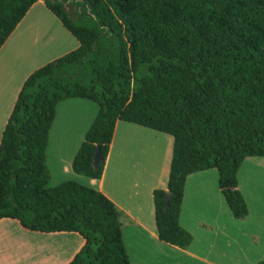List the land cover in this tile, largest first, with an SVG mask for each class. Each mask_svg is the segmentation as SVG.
I'll return each instance as SVG.
<instances>
[{
  "label": "trees",
  "instance_id": "trees-1",
  "mask_svg": "<svg viewBox=\"0 0 264 264\" xmlns=\"http://www.w3.org/2000/svg\"><path fill=\"white\" fill-rule=\"evenodd\" d=\"M36 1L0 0V48ZM44 3L78 46L33 70L18 92L0 138V220L78 233L84 243L67 264H131L127 215L112 200L74 180L47 186L49 130L69 98L98 106L71 163L77 174L101 177L117 121L172 136L167 184L152 192L159 240L191 244L179 223L185 180L210 168L233 217L244 219L237 172L246 157H264V0Z\"/></svg>",
  "mask_w": 264,
  "mask_h": 264
},
{
  "label": "crops",
  "instance_id": "crops-1",
  "mask_svg": "<svg viewBox=\"0 0 264 264\" xmlns=\"http://www.w3.org/2000/svg\"><path fill=\"white\" fill-rule=\"evenodd\" d=\"M77 46L44 0H37L0 48V138L26 77ZM97 111L87 99L57 104L46 148L49 183L72 179L112 200L127 215L122 232L131 264H256L264 259V157H246L238 169L237 187L248 208L241 220L225 202L216 168L187 176L179 223L193 239L181 249L159 240L152 200L153 190L167 184L171 135L117 121L101 177L72 170ZM83 243L76 232H40L16 219L0 220V264H67Z\"/></svg>",
  "mask_w": 264,
  "mask_h": 264
},
{
  "label": "water",
  "instance_id": "water-1",
  "mask_svg": "<svg viewBox=\"0 0 264 264\" xmlns=\"http://www.w3.org/2000/svg\"><path fill=\"white\" fill-rule=\"evenodd\" d=\"M100 145L96 144L95 150H94V154L92 157V165L94 167H98V165L100 164V162L102 161V156L100 153V149H99ZM170 191H167L166 196H165V206H167L168 200L170 198Z\"/></svg>",
  "mask_w": 264,
  "mask_h": 264
},
{
  "label": "rangeland",
  "instance_id": "rangeland-1",
  "mask_svg": "<svg viewBox=\"0 0 264 264\" xmlns=\"http://www.w3.org/2000/svg\"><path fill=\"white\" fill-rule=\"evenodd\" d=\"M91 102V101H90ZM94 104H96V103H94ZM70 180H72V179H70ZM75 181V180H74ZM52 183V182H51ZM51 183H49L47 186L48 187H52V185H51ZM264 260V259H263Z\"/></svg>",
  "mask_w": 264,
  "mask_h": 264
}]
</instances>
